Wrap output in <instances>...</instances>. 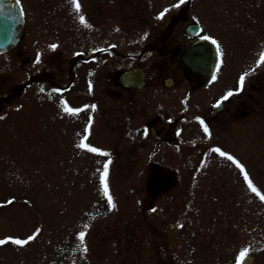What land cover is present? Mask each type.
Masks as SVG:
<instances>
[{"label": "rangeland", "instance_id": "rangeland-1", "mask_svg": "<svg viewBox=\"0 0 264 264\" xmlns=\"http://www.w3.org/2000/svg\"><path fill=\"white\" fill-rule=\"evenodd\" d=\"M22 1L25 33L0 53V240L35 239L0 245V264H237L244 248L264 264L244 177L264 195V0ZM194 21L222 52L206 84L170 59ZM135 62L145 85L123 88Z\"/></svg>", "mask_w": 264, "mask_h": 264}, {"label": "water", "instance_id": "water-1", "mask_svg": "<svg viewBox=\"0 0 264 264\" xmlns=\"http://www.w3.org/2000/svg\"><path fill=\"white\" fill-rule=\"evenodd\" d=\"M7 13V14H6ZM5 14L0 15V51L7 50L17 42L18 32L16 31L17 18L16 11H7ZM189 34H195L199 31V25L197 23H191L186 27ZM187 63L194 69L201 70L210 78L214 63L215 52L213 45L208 40L202 39L201 42L189 50L187 57ZM144 72L141 68L136 67L133 69L124 70L119 75L121 83L125 86H142L144 79ZM172 79L170 77L165 78V84L171 85ZM219 105V106H217ZM214 106V109L218 110L221 106V102ZM151 131L154 132L153 127ZM173 132L170 133V140H173ZM253 261V255L249 254V259L245 264H251Z\"/></svg>", "mask_w": 264, "mask_h": 264}, {"label": "flooded vegetation", "instance_id": "flooded-vegetation-1", "mask_svg": "<svg viewBox=\"0 0 264 264\" xmlns=\"http://www.w3.org/2000/svg\"><path fill=\"white\" fill-rule=\"evenodd\" d=\"M16 11V16H18L17 20V25H16V31L18 32V36L17 38L19 40L22 39L25 31V22L27 17H25V9H24V4L22 0H19V4L17 3V0H0V15L1 14H5L7 11L10 13L11 11ZM7 14V13H6ZM201 42V39L199 38H188L186 40V43H178L176 45H173L170 50L172 52V50H174L175 52L171 53V57H172V61L179 67V69L185 73V75H187L190 79H192L193 81L197 82L198 84H203L206 83L208 80V76L203 73L201 70H197L194 69L193 67H191L187 61H186V57L187 54L189 52V50L193 47V45H197ZM112 45V43H111ZM150 45L149 43H145L143 45V48L141 50L140 53L135 54L133 52H124V53H120L119 50L112 45L110 51L113 54H120L122 55V57H133L135 58H139V56H142L144 51H146L147 49H149ZM104 51V48L101 49H96L95 55L98 51ZM94 55V56H95ZM215 61L217 62V58L215 56ZM140 66L139 64H137L136 62L134 64H132L131 66L125 67L123 68L121 71L129 69V68H134ZM146 79V76H145ZM119 81V80H118ZM121 85V84H120ZM145 84H143L142 87H144ZM123 88L126 89H134V88H142V87H124L123 85H121ZM224 108V103L221 104V107L219 108V110H214L215 114H218L222 109Z\"/></svg>", "mask_w": 264, "mask_h": 264}, {"label": "snow or ice", "instance_id": "snow-or-ice-1", "mask_svg": "<svg viewBox=\"0 0 264 264\" xmlns=\"http://www.w3.org/2000/svg\"><path fill=\"white\" fill-rule=\"evenodd\" d=\"M185 2H186V0H179V4L175 5V6L179 7L180 5L184 4ZM17 3L19 4V0H17ZM73 4L75 6V11L77 13H79L81 5L78 2V0H73ZM163 15H164V13H161V16L159 18H163ZM79 18H80L81 23H85V18H84L83 15H81ZM202 39L208 40L209 37L208 36H204V37H202ZM212 43L217 45V53L222 55V52L220 50L219 44H217V42L215 40H213ZM259 65H264V53H262L260 58H259L258 66ZM247 75H248V73H245L244 75H242L239 78V90H243ZM213 79H215V77H213ZM234 94H235L234 92L230 91V92L227 93V95L223 99L227 100V99H229V97H231ZM217 106H219V105H217ZM92 108L94 110L95 109V105H93ZM64 110H65V112L69 113L70 115H75V114H77L80 111V109H73V108L68 107L67 104H65ZM90 125H91V120L89 121V126ZM204 130H205V132H207L208 131L207 127H205ZM86 140H87V137L85 136L84 140H82L81 143L78 146L81 147V148H87V150L91 151V152H97L98 150L96 148H92V147H88L87 146V144L85 143ZM214 151H219V149H215ZM101 154L102 155H108V153H101ZM220 155L221 156H225L226 154L223 153V152H220ZM227 159L231 160L233 163H235L236 166L239 167L242 172H244L243 166L240 165L237 161H235L232 156H230V155L227 156ZM110 163H111V161L109 160L108 163H105V165H104L103 174L101 176V184H102V187H103V193H104L105 197H107L109 205L111 207H115V205L112 203V197L109 194L108 182H107L108 166H109ZM244 177H245V180L247 181L248 187L251 189V191L256 193L258 196H260L261 200H264V195H260V193L258 192L257 188L253 185L252 181L248 178V175H247L246 172L244 173ZM8 203H12V201H9ZM84 237H85V233L81 232L80 236H79L81 244H83V242H84ZM33 239H35V236H30L27 240H21V239L0 240V245H4V244H7V243L11 242L13 244L22 246V245L28 244L29 241H31ZM83 250L87 251L86 248L83 249ZM248 259H249V249L248 248H244L239 253V256L237 258V264H245V262Z\"/></svg>", "mask_w": 264, "mask_h": 264}]
</instances>
